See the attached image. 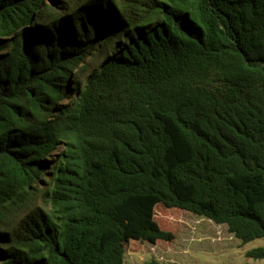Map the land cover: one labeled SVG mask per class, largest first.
<instances>
[{"label":"trees","instance_id":"1","mask_svg":"<svg viewBox=\"0 0 264 264\" xmlns=\"http://www.w3.org/2000/svg\"><path fill=\"white\" fill-rule=\"evenodd\" d=\"M174 209L264 239V0H0V264H124Z\"/></svg>","mask_w":264,"mask_h":264},{"label":"rangeland","instance_id":"2","mask_svg":"<svg viewBox=\"0 0 264 264\" xmlns=\"http://www.w3.org/2000/svg\"><path fill=\"white\" fill-rule=\"evenodd\" d=\"M163 227L174 233V242L132 244L124 264H264V259L247 256L264 248V239L243 245L226 225L174 209L163 219Z\"/></svg>","mask_w":264,"mask_h":264},{"label":"crops","instance_id":"3","mask_svg":"<svg viewBox=\"0 0 264 264\" xmlns=\"http://www.w3.org/2000/svg\"><path fill=\"white\" fill-rule=\"evenodd\" d=\"M205 229V228H204Z\"/></svg>","mask_w":264,"mask_h":264}]
</instances>
